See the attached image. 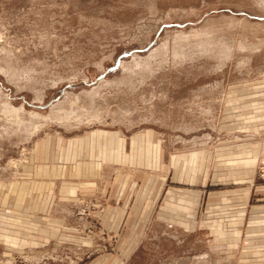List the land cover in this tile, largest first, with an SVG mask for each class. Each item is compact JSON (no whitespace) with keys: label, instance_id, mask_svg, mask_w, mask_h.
Instances as JSON below:
<instances>
[{"label":"rangeland","instance_id":"374dc122","mask_svg":"<svg viewBox=\"0 0 264 264\" xmlns=\"http://www.w3.org/2000/svg\"><path fill=\"white\" fill-rule=\"evenodd\" d=\"M60 137L121 154L140 180L135 205L150 207L158 183L167 213L192 221L161 220V238L113 264H264V0H0V185ZM248 187L240 223L235 195ZM187 189L203 193L197 212ZM101 199L80 196L75 213ZM236 226L223 251L218 237L237 240Z\"/></svg>","mask_w":264,"mask_h":264},{"label":"crops","instance_id":"0c3cea01","mask_svg":"<svg viewBox=\"0 0 264 264\" xmlns=\"http://www.w3.org/2000/svg\"><path fill=\"white\" fill-rule=\"evenodd\" d=\"M90 143L98 146L94 138ZM84 149L79 139L74 143L63 137L39 141L31 152L30 165L24 167L19 179L0 185V264H6L5 260L16 255L24 264H113L115 253L124 254V259L129 261L142 253L141 249L150 241L161 238V220L186 228L189 221L192 222L181 214L167 213L174 206L171 197L167 198L171 193L165 191V185L155 183L152 189L156 192L155 200L150 207L147 203L135 205L134 194L139 190L140 180H134L133 171L127 172V167L119 161L121 154L109 157V153L100 151L97 156H90L89 151L94 150ZM118 174L125 175L124 179L120 181ZM187 190L185 200L189 199L191 211L196 209L197 212L204 200L203 193L199 189ZM210 193L224 196L226 201L231 194L229 190H211ZM251 193L252 188L248 187L235 195L238 203L234 206L243 209L240 223L246 217ZM164 194L166 205L163 207L168 209L163 213ZM92 195L102 198L99 200L102 208L92 215L75 213L74 205L79 197ZM178 199L174 197L175 202ZM181 201L177 205L182 206ZM156 204L159 211L155 214ZM218 206L211 204L209 214H215ZM178 218L183 221L177 222ZM219 218L213 221V226L225 220ZM189 225L191 230L193 225ZM223 227L229 231L230 226L224 224ZM194 228H197L196 223ZM234 229L241 231L238 226ZM241 235L240 232L237 240L218 237L228 249L223 248V251L231 250V242H237ZM108 246L109 249L114 246L115 251L102 249ZM86 254L95 256L86 262L82 260Z\"/></svg>","mask_w":264,"mask_h":264},{"label":"built area","instance_id":"2783aa9c","mask_svg":"<svg viewBox=\"0 0 264 264\" xmlns=\"http://www.w3.org/2000/svg\"><path fill=\"white\" fill-rule=\"evenodd\" d=\"M259 175L262 179H264V161L262 162V165L259 167Z\"/></svg>","mask_w":264,"mask_h":264}]
</instances>
